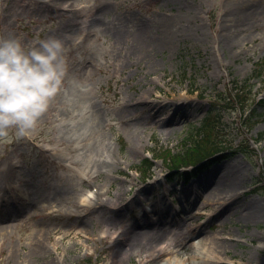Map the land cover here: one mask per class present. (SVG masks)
Here are the masks:
<instances>
[{
    "label": "rangeland",
    "instance_id": "1",
    "mask_svg": "<svg viewBox=\"0 0 264 264\" xmlns=\"http://www.w3.org/2000/svg\"><path fill=\"white\" fill-rule=\"evenodd\" d=\"M102 8L96 20L82 21L81 13ZM240 19L250 27L232 45L226 32ZM166 23L185 29L160 43L158 27ZM142 24L152 28L153 44L141 47L138 64L128 50ZM6 34L26 43L61 37L67 71L26 138L0 137V264H148L138 253L114 260L112 240L104 237L147 220L173 235L171 245L156 247L154 262L204 264L174 249L205 240L206 253L224 257L219 264H264V217L252 214L253 203L264 204V53L255 50L264 41V0H0ZM254 69L262 75L243 84ZM151 79L158 85L142 88ZM236 84L250 91L244 106L219 104ZM149 88L152 105L127 104ZM92 102L102 120L96 131ZM211 111L220 114L221 142L199 175L184 182L163 157L182 156ZM146 158L153 163L148 179L141 174ZM96 159L118 161L119 168L98 170ZM229 167L240 173L238 185L207 207L190 203L193 189L208 182L204 192L210 190ZM97 196L95 206L77 208L78 200ZM167 246L173 251L159 254Z\"/></svg>",
    "mask_w": 264,
    "mask_h": 264
},
{
    "label": "bare ground",
    "instance_id": "2",
    "mask_svg": "<svg viewBox=\"0 0 264 264\" xmlns=\"http://www.w3.org/2000/svg\"><path fill=\"white\" fill-rule=\"evenodd\" d=\"M105 10L106 9L102 8V9H99L98 12L97 11L95 12L93 10L85 11L81 13L82 21L85 22V24H86V20L88 19L89 20L91 19V21H94L96 20V17L99 14H103ZM167 21H171V20H167ZM244 23L245 21L243 19H240V21H236L233 24L234 26L233 29L229 27V31L226 32V34H228L229 36H230V33H232V39L229 40L232 45H235V42H234L235 40H241V42H243L246 39L245 34L242 37L240 36L241 33L245 32L250 27L249 23H245V24ZM239 26H241V30L239 29ZM158 29L160 30V36L158 37L157 40L160 39L159 41L160 43H165L166 40L168 42L169 40L174 39L176 36L179 37L181 33L183 32V30L185 29V27L182 25L176 26L171 23H166V24L160 25ZM151 31H152V28L150 27L149 24H142L138 30L139 34H138V37L136 38V42L133 44L134 51L132 50V47L129 48L128 50V53H130V55H135V58L138 64H140V59H141V56H140L141 47L144 48L145 46L148 47L153 44V42L148 44V41L150 40ZM119 33L120 31H118L116 35L118 36ZM255 50H260L261 52L264 53V41H261L260 43L256 44ZM149 81L143 82L141 85L142 88L149 84L153 86L158 85L157 80L151 79ZM148 91H151V89L149 88V90L146 89L145 91H141L138 97L129 99L127 101V104L131 105L130 102H132L133 108L135 110H139V109L143 110L144 105L146 106L152 105L153 102L149 103L150 100L148 99V95H147ZM184 103L186 102H182L181 106ZM168 104L169 103L163 104L162 108H164ZM186 104L188 106L191 105L190 102H187ZM90 107L92 110V118H93L92 131H96L102 124L101 113H100V109L98 108V105L95 102H92ZM67 111L68 110H66V112ZM70 113L72 114L74 112L71 111ZM159 122L161 125L165 124V122H163L162 120H159ZM81 127L82 125L80 123H77L75 125L76 132H80ZM77 139L78 138L75 137L73 141H77ZM96 160L97 161L94 163L93 166L98 170L106 169L108 171H111L114 169L117 170L119 168L118 161L114 162L112 160H107V159L106 160L96 159ZM239 178H240V173L236 171L233 167H229L228 173L226 175H223L219 179L218 182L217 181L214 182L216 184L210 190L204 192L205 188H207L209 185L208 182L207 184L201 183L196 189H193L192 194L194 195H191L189 197V201L190 203H194V201H202L201 207H207L209 206L211 202L217 203L218 200L221 199L222 197L221 195L224 194V190L226 188L238 185ZM233 190L237 191V189H233ZM97 199H98V196L96 198L93 197L90 199L78 200V202L76 203V206L78 209L80 207L84 208V207H89V206H95L98 202ZM101 205H105V203H102ZM249 205L251 204H246L244 206L247 207ZM252 205L254 206L252 214L255 215L256 218H263L264 217V204L255 202ZM114 208H117V206H114ZM248 217L253 218V216H248ZM190 229H192V225L186 224V230H190ZM171 236L173 235L171 234V232H169L167 228L163 226L162 222L160 223L159 221L151 222L147 220L143 224H139L135 227H129L123 230V232H118L116 235H114V237L109 236V235H105L104 237L105 238L109 237L112 240L111 246L114 247L113 252H112V258L114 260L116 259V261H122L123 259H130L132 258L134 254L138 253L143 256L145 255V257H149V259H147V262H146L148 264H168V263H160V262H154V261L157 259L156 251L158 248L156 249V247L159 245V243L166 242V241H167L168 246L171 245L170 242L168 241ZM78 237L79 236L77 235L75 236L76 239H78ZM177 245H178V248L174 249L175 252H177L178 254L192 252V257H194L195 259H202L201 262H203L204 264L224 263V259H223L224 257L221 256L216 250L212 251V256L204 251L206 247L205 240H199L197 244L189 243V242H183V243L178 242ZM168 246L159 248V251H160L159 254L161 253L163 254L165 252L166 253L172 252L173 249H169ZM191 264H202V263L192 262Z\"/></svg>",
    "mask_w": 264,
    "mask_h": 264
},
{
    "label": "clouds",
    "instance_id": "3",
    "mask_svg": "<svg viewBox=\"0 0 264 264\" xmlns=\"http://www.w3.org/2000/svg\"><path fill=\"white\" fill-rule=\"evenodd\" d=\"M65 44L49 35L26 43L0 35V137L26 138L62 87Z\"/></svg>",
    "mask_w": 264,
    "mask_h": 264
},
{
    "label": "trees",
    "instance_id": "4",
    "mask_svg": "<svg viewBox=\"0 0 264 264\" xmlns=\"http://www.w3.org/2000/svg\"><path fill=\"white\" fill-rule=\"evenodd\" d=\"M256 70L257 69H254L252 75L249 78L245 79L243 81V84L247 83L252 78L260 77L262 75L261 73H255ZM249 92L250 91L249 89H247V86H241L237 84L234 87L229 88L228 91H225L226 95L220 98L222 102H220L219 104L223 103L225 107H231L229 104H231L232 106L234 104H239L240 106H244L245 100L248 98L247 93ZM260 102L262 103L263 99L260 98V100H258L256 103L259 104ZM255 106L246 116L248 120H253L255 118L256 116ZM219 127H220V114L212 111L209 112L201 122L200 127H198L196 132L192 133V135L190 136L188 140L189 143L185 144L187 146V150L183 153L182 156L180 155L170 156L171 151L165 152L166 157L164 156L163 158L164 160L169 161L168 165L170 169H174L175 167L179 166V164L181 163H187L188 161L195 160L196 162H194L195 164H193L194 170L192 171L185 170L183 172V176L187 178L191 175L195 176L199 171V168L208 165L210 163L212 156L210 150L213 149V147L216 145L217 142H221V141H217V138L219 137L220 134ZM171 162L173 164H171ZM151 166H152L151 161H149L148 159L144 160L142 163L141 172L146 176Z\"/></svg>",
    "mask_w": 264,
    "mask_h": 264
}]
</instances>
